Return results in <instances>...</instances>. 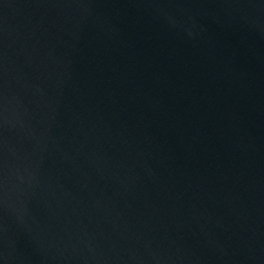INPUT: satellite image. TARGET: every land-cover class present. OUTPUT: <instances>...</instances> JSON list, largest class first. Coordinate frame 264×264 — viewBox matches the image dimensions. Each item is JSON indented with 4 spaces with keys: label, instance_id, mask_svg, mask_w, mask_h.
Here are the masks:
<instances>
[{
    "label": "water",
    "instance_id": "obj_1",
    "mask_svg": "<svg viewBox=\"0 0 264 264\" xmlns=\"http://www.w3.org/2000/svg\"><path fill=\"white\" fill-rule=\"evenodd\" d=\"M0 264H264V0H0Z\"/></svg>",
    "mask_w": 264,
    "mask_h": 264
}]
</instances>
